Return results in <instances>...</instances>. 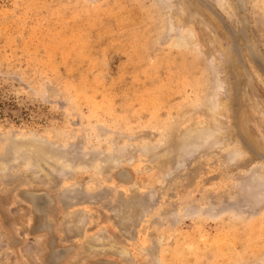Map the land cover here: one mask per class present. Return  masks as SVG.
I'll return each mask as SVG.
<instances>
[{"label":"rangeland","instance_id":"obj_1","mask_svg":"<svg viewBox=\"0 0 264 264\" xmlns=\"http://www.w3.org/2000/svg\"><path fill=\"white\" fill-rule=\"evenodd\" d=\"M0 264H264V0H0Z\"/></svg>","mask_w":264,"mask_h":264},{"label":"bare ground","instance_id":"obj_2","mask_svg":"<svg viewBox=\"0 0 264 264\" xmlns=\"http://www.w3.org/2000/svg\"><path fill=\"white\" fill-rule=\"evenodd\" d=\"M238 235V234H237Z\"/></svg>","mask_w":264,"mask_h":264}]
</instances>
